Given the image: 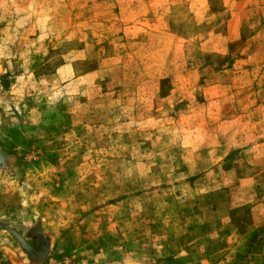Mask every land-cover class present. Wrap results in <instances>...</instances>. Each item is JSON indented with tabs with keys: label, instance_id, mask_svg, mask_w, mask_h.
Instances as JSON below:
<instances>
[{
	"label": "rangeland",
	"instance_id": "obj_1",
	"mask_svg": "<svg viewBox=\"0 0 264 264\" xmlns=\"http://www.w3.org/2000/svg\"><path fill=\"white\" fill-rule=\"evenodd\" d=\"M0 264H264V0H0Z\"/></svg>",
	"mask_w": 264,
	"mask_h": 264
},
{
	"label": "water",
	"instance_id": "obj_2",
	"mask_svg": "<svg viewBox=\"0 0 264 264\" xmlns=\"http://www.w3.org/2000/svg\"><path fill=\"white\" fill-rule=\"evenodd\" d=\"M20 243H21V245L23 246V248H24L26 251L29 252V248H28L23 242L20 241Z\"/></svg>",
	"mask_w": 264,
	"mask_h": 264
}]
</instances>
